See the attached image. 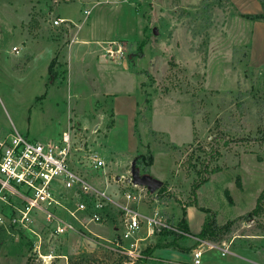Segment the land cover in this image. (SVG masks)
<instances>
[{"label": "rangeland", "instance_id": "374dc122", "mask_svg": "<svg viewBox=\"0 0 264 264\" xmlns=\"http://www.w3.org/2000/svg\"><path fill=\"white\" fill-rule=\"evenodd\" d=\"M247 5L240 0H0V137L16 130L29 141H46L57 138L70 119L79 120L104 128L95 148L109 161L118 160L115 152L139 137L137 155L127 156L152 151L164 187L153 195L176 227L182 205L192 200L196 172L207 163L218 166L221 170L197 190L201 204L216 210L210 215L216 236L206 242L217 247L204 249L201 262L264 264V212L248 217L264 191V28L241 17L251 10ZM61 15L76 26L52 27L51 20ZM117 95L124 102L134 97L137 109L133 121L120 116L112 130L110 102ZM114 222L89 225L101 236L94 242L87 233L65 236V242L46 240L40 217L33 228L41 233V244L27 230L0 228V264H50L47 254L54 256L51 264H127L129 256L107 241L119 235ZM159 239L169 242L173 236L156 232L140 243L137 259ZM177 241L184 248L197 243L190 237Z\"/></svg>", "mask_w": 264, "mask_h": 264}, {"label": "built area", "instance_id": "2783aa9c", "mask_svg": "<svg viewBox=\"0 0 264 264\" xmlns=\"http://www.w3.org/2000/svg\"><path fill=\"white\" fill-rule=\"evenodd\" d=\"M83 13L89 14L87 10ZM71 25L76 26L64 18L51 20L52 27L68 30ZM104 133L98 125L89 127L70 119L55 139L29 141L16 130L0 137V228L27 230L35 243L41 244L42 235L33 228L40 217L46 240L60 241L75 234L85 237L87 233L92 235L88 241L94 242L101 236L89 225L114 220L113 230L119 235L107 241L129 256L127 264L140 257L136 252L140 243L156 232L165 230L191 238L167 222L146 186L134 182L133 168L142 176L136 158L119 156L109 161L95 148ZM147 204H151L150 213H141L138 206ZM141 232L144 235L140 236ZM194 240L198 244L191 250L192 264H200L204 249L217 246ZM222 248L225 255L228 247ZM47 255L51 264L54 256Z\"/></svg>", "mask_w": 264, "mask_h": 264}, {"label": "trees", "instance_id": "16d2710c", "mask_svg": "<svg viewBox=\"0 0 264 264\" xmlns=\"http://www.w3.org/2000/svg\"><path fill=\"white\" fill-rule=\"evenodd\" d=\"M260 7H261V12L260 13H256V14H243L241 15V17L250 20L252 22H262L264 23V0H257ZM51 65L49 66V71H50ZM193 135H195L192 132ZM213 155H215V158L219 157V151L216 150ZM152 155H142L140 154L137 158H136V166L140 167V172L141 173H147V171L144 168L149 167L152 164ZM259 161V160H258ZM221 170L220 167L218 166H214L213 168H210L208 163L207 165L204 167L203 171H197L196 172V178L193 180L192 184H191V196H192V200L188 205L191 206H195L199 211H202L203 213H205V217L203 220V223L201 225V230L199 231V233H197L196 235H192L195 236L196 238H198L199 240H209V239H214L216 236V233L213 229V217H211V210L210 209H206V208H202L199 207L196 201V197H197V190L208 181V175L210 174H214L217 173ZM236 186L238 188H241V183L239 180V177L236 178V182H235ZM159 191H164V187H160ZM224 196L226 197L228 204L229 205H233V201L230 197L229 191L228 190H224ZM264 200V191L261 193V195H259V197L257 198L256 204L254 206V208L250 211V213L248 214V217H253V216H259L261 213L264 212V206L262 204V201ZM188 205H182V216L181 218L178 220L177 222V228L185 233L191 234L188 228V224L186 221V212H185V208ZM162 233L165 234H170L173 236V239L169 242L166 241H161L160 239L157 240V242L151 246H147L144 251L140 252L141 254V258L137 259L134 264H146L147 263V259L149 257H151L152 253L156 250V249H163V248H168V247H172L175 249H179L182 252H189L190 250H192L193 248H195L197 246V243H195L194 247H189V248H184L182 247V245H179L178 240H184L186 239V237H184L183 235H177L175 233H171L168 231L163 230Z\"/></svg>", "mask_w": 264, "mask_h": 264}, {"label": "crops", "instance_id": "0c3cea01", "mask_svg": "<svg viewBox=\"0 0 264 264\" xmlns=\"http://www.w3.org/2000/svg\"><path fill=\"white\" fill-rule=\"evenodd\" d=\"M74 2H76V1H74ZM240 3L241 4H245V5L248 4L250 6L251 10L243 11L244 14L245 13L246 14H256V13H260L261 12V7H260L258 1H255V0H240ZM79 8H80V5H79ZM61 17H64V19H68L70 21H74L70 17L68 18V17L62 16V15H61ZM253 24L255 26L256 25H260L261 29L264 28V25L262 23H260V22H253ZM122 98H123L122 96L117 95V96L112 97L111 102H110V106L112 108V118H113V122H114V126H113L112 130L115 127V123H116V120H117L118 117L127 115L130 119H132V121H133V119L135 117V113H136V109H137V102L134 100V97L133 98H131V97L129 98L128 96L125 97V102H124V100H122ZM127 104H129V105H127ZM124 105H126V107H127L126 110L123 109ZM129 107H130V111L128 109ZM129 125H130V131H131V136H132V131L134 130V124L132 122H129ZM132 127H133V130H132ZM160 132L163 133L162 131H160ZM132 139H131L130 142L127 143V145L125 146L124 150H121V151L117 150L115 153L119 154L122 157L128 158L127 153H129L128 155H131L132 153L135 152L136 153L135 156H136L137 152L140 149V145H139V141H138L139 137L136 136V138H134V141ZM135 142H137V144H135ZM151 154H152L153 160H152V164L148 167V174L147 175L158 179V176H156L157 174L154 171L155 156L152 153V151H151ZM158 180H160L162 182L161 179H158ZM231 199H232V197H231ZM196 201H197V204H198L199 207L210 209L211 211L214 210L210 206H203L201 204L199 191L197 192ZM232 201H233V199H232ZM233 203H234V201H233ZM149 205H151V204H149ZM149 205L148 204L147 205H142L141 207L146 208V209L149 210L150 209ZM232 207H234V206H232ZM214 211H216V210H214ZM185 212H186V221H187V224H188L189 231H190V233L192 235H196L201 230V225L203 223V220H204V217H205V213H203L202 211H199L195 206H191V205L186 206ZM192 217H194L193 218L194 223H195L194 227H191ZM191 238L194 239L195 236H192ZM60 241L65 242L66 238L65 237L64 238L61 237ZM170 249H174V248L169 247V248H163V249H156L152 253L151 257H149L147 259L148 261H147L146 264H180V262L187 263V264H192L193 260H192V256H191L190 253H185V252L183 253V252H180V251H178L176 249H174L175 251H172ZM202 256H203V254H202ZM200 264H202L201 259H200Z\"/></svg>", "mask_w": 264, "mask_h": 264}, {"label": "water", "instance_id": "95a60500", "mask_svg": "<svg viewBox=\"0 0 264 264\" xmlns=\"http://www.w3.org/2000/svg\"><path fill=\"white\" fill-rule=\"evenodd\" d=\"M132 173L134 182L139 185L146 186L151 193L157 191L162 186V182L160 180L153 178L149 175L144 174L139 177L138 171H134V168L132 169Z\"/></svg>", "mask_w": 264, "mask_h": 264}, {"label": "bare ground", "instance_id": "6f19581e", "mask_svg": "<svg viewBox=\"0 0 264 264\" xmlns=\"http://www.w3.org/2000/svg\"><path fill=\"white\" fill-rule=\"evenodd\" d=\"M49 257V259H51V256H48Z\"/></svg>", "mask_w": 264, "mask_h": 264}]
</instances>
